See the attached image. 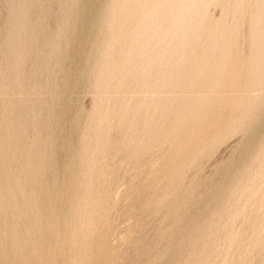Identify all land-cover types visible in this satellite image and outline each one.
Returning <instances> with one entry per match:
<instances>
[{
	"label": "rangeland",
	"instance_id": "obj_1",
	"mask_svg": "<svg viewBox=\"0 0 264 264\" xmlns=\"http://www.w3.org/2000/svg\"><path fill=\"white\" fill-rule=\"evenodd\" d=\"M192 1L106 0L99 69L89 65L91 84L73 94L82 109L74 142L84 153L76 168L78 182L68 185L65 170L55 171L46 212L37 205L33 180L35 166L43 160L44 135L38 127L29 132L25 117L37 96L45 94L49 104L52 95L43 85L60 69L52 71L54 61L62 63V58L46 57L45 64L37 48L29 61L17 62L14 87L4 89L0 79V98L19 102L15 127L0 122V264H264V122L259 119L249 136L240 117L264 96V72L256 65L264 55V34L254 30L264 0H195L194 11L201 9L197 13L188 12L182 22L171 17L170 11L185 15ZM71 10L72 5L61 4L46 17V49L60 42ZM5 15L0 8V16ZM37 16L31 14V22ZM154 16L156 34L150 27L138 37ZM173 24L175 33L186 36L195 25L188 49L179 55L173 54L178 51L172 43L167 45ZM151 35L160 48L172 50L170 63L179 62L175 79L159 80L154 74L160 67L140 62L141 54L153 52ZM60 102L58 98L53 112ZM174 121L176 126L169 127ZM34 139L35 151L28 154ZM246 142V156L235 164ZM51 149L55 152L54 145ZM225 165L235 173L237 186L212 212L210 195L219 177L215 170ZM6 196H13L11 205ZM49 204L55 205L52 212ZM203 219L210 221L202 233L204 244L194 239L187 246L192 236L186 222ZM11 221L18 223L15 229Z\"/></svg>",
	"mask_w": 264,
	"mask_h": 264
},
{
	"label": "bare ground",
	"instance_id": "obj_2",
	"mask_svg": "<svg viewBox=\"0 0 264 264\" xmlns=\"http://www.w3.org/2000/svg\"><path fill=\"white\" fill-rule=\"evenodd\" d=\"M193 1L195 2V0H193ZM193 1L190 3V5L184 11V12H186L185 15H181V13H183V11L180 14L177 11H174L177 13L170 11L169 13H170V15H172L171 17H173L175 19V21H177V22L178 21L182 22L183 19L187 18L186 17L187 14H188V17H190V13H192V12L197 13L201 9L194 11L195 8L193 7V5H195V4ZM74 3L79 4L80 7L78 10L73 9L70 12L66 13L67 15H69V19H68V23H67V26L65 27V29L61 30V32H60L61 36H62L60 42H53L52 44H50L48 49H46V44H44V42H46V40L44 39V33H46V27H47L46 17L51 16V14L54 12L53 11L54 7L55 8H56V6L59 7L61 4H63V6H69V5L71 6ZM105 4H106V0H7L6 3H0V8L6 10V15L3 18L0 16V79H4V81H5L4 84L6 86L4 85V89H5V87L9 86L10 84H11V86L14 87L13 83L17 82L16 77L18 76V73H19V71L16 69V64L21 59H24V61H29L31 59L30 54L33 53L31 51L36 50L37 48H41L40 56L43 55L41 57V59L45 64H46V57H48L49 60L54 59V58L56 59V58H58V56H60V58H62L61 59L62 63L58 62V61H54L53 65H52L53 66L52 71L57 66H59L60 69L54 72V76L51 78L50 82H48L47 85H46V83L43 85L44 90L45 91H46V89L50 90L51 95H52L48 99L49 104H47L48 102H46V95L45 94H43L41 96H37V98H35L33 100V104L31 105V107H28V114L26 112V117H25V118H27V122H26L27 125L26 126H28L30 128L29 132L31 131L34 133L35 128L38 127L40 129V131L42 132V134L44 135V138L42 140L43 143L41 142L43 144V146H45L44 150L42 149L43 160H42L41 164L35 166V171H34L35 173H34V177H33L34 187H35V189L38 190L37 194L39 195L37 205H39V208L41 207V209H43L44 212H46V209H47L46 208V206H47L46 200L48 198L47 196L49 195V183H50L52 175H53V173H55V171H57V170L59 171L61 169L65 170L66 175L63 178V181L66 182L68 185H72L74 182L75 183L78 182V181H75V179H78L76 168H77L79 162L82 159H84V155H83L84 153L82 154V152H79V150H76L77 148L76 149L74 148V142H75V138L77 136L78 130H79L78 127L80 124V117H81L82 109H81V106H80V103H79L77 96H74L73 94L74 93H80V92L84 91L91 84V79H90V76L88 75L89 72L87 71L89 65L93 66L94 69L95 68L99 69L98 63H100V60L102 58L101 57L102 56V51H101L102 48L100 47V44L102 42L101 30H102V26L107 21V17L103 13V8H104ZM50 9H52V10H50ZM188 12H190V13H188ZM33 13L38 14V16H37L38 20L36 22H31V20H32L31 14H33ZM105 14H106V12H105ZM158 14H162V10H159ZM260 15H261V17H256L257 22L255 24L256 28L254 30L258 34L263 35L264 29L262 28V25H264V23H263L264 14H260ZM149 23H151V26ZM149 23H148V25L145 24V26H142L138 30V32H137L138 37L143 36L142 34H143L145 29L151 30L150 27L153 28L154 26H157L156 17L154 16L153 19ZM175 24H173L170 27V32L172 33V35H170V38L167 41V45H171V43H172L171 48L174 49V51H178V52L173 53L172 50H171V52L175 55H176V53H177V55H179L180 53L184 52V49H186V48L188 49V43L191 42V38H192V33L190 30L195 25L191 26L190 30H187L188 36H186L187 35L186 33L183 35L175 33L176 27H177V26H174ZM184 24H185V22H184ZM187 25H188V23H187ZM156 30H157L156 27L153 28L154 34H156V32H157ZM149 39H153V47H154L153 52L149 53L148 55H146L144 57L141 54V56H139L140 62L143 65L145 63H146V65H147V63L148 64L150 63L149 67L151 65L153 69H155L154 66L160 67V70L155 71V74H154V77L155 78L158 77L159 80L160 79H164V80L167 79V81H168V80H171L172 77H174V79H175L176 75L178 74L177 73V70H178L177 67H178L179 62L177 64H176V61H172V63L169 62V57L171 55V52L166 47H165L166 49L160 48L161 46H160L159 41H157V37H153V35H151V36H149ZM97 40H98V44L96 43ZM214 42H216V41H214ZM263 43H264V41H263ZM44 50H46V52H42ZM262 50H264V49H262ZM158 51H160L159 57L156 54V52H158ZM256 65H258V66L261 65V68L259 69L258 72H264V55H263V58H261L260 60L257 61ZM136 68H138V67H136ZM145 68H146V66H145ZM139 70H140V67H139ZM139 70L137 69V71H139ZM142 70L144 71V69H141V71ZM52 71L50 72L51 75H52ZM159 71H160V73H159ZM150 72H151V70H150ZM150 72L146 71V75L148 77H149ZM156 72H157V75H156ZM158 73H159V75H158ZM100 76H101V74H100ZM143 76H142V78H143ZM259 78H258V80H260ZM153 84H154V82H153ZM20 87H21V85H20ZM20 87H19V89H20ZM44 93H46V92H44ZM58 98L61 100V102L59 103V106L56 109V111L53 112L52 108L55 106L56 100ZM237 104L238 103H233V109H237L239 107V106H237ZM18 105H19L18 101H14L13 99H9L8 97L6 98L4 96V98H0V109H1L0 122H2V123L4 122V125H7L8 127H11V128L15 127L14 124H16L15 122L17 120L13 121V119H17V115H19L18 110H17ZM120 105H122V104H120ZM119 106L117 108H120ZM125 107L126 106L124 105V109H125ZM144 107H146V106L144 105L143 108ZM129 109L130 108L128 107V110ZM120 110H121V108L119 109V111ZM131 110H133V109H131ZM124 111H126V109ZM126 113H128V111H126ZM152 115H154V114H152ZM124 116H126L125 113H124ZM120 117L122 119V115ZM145 117H141V118L139 117V118L144 120ZM147 117H146V119H147ZM240 117L242 118V120H244V122H242V124H241V128H243L245 131L250 133L249 136H252V133L254 131V127H256L257 124L259 123L258 120L262 119L259 124L264 122V96H262V98L258 102L252 103L251 108L243 111L242 116L240 115ZM150 118H151V116H150ZM134 119H136V118H134ZM125 120L126 119H124L123 121H125ZM154 122H156V121H154ZM157 122H158V120H157ZM157 122L155 123V125L159 124ZM135 123H136V121H135ZM150 123L151 122H148V125ZM157 126H159V125H157ZM175 126H176V121L172 122V124L169 127L174 128ZM143 127L145 128V126H143ZM148 127H150V129H152L151 127H154V126H148ZM146 132H147V130H146ZM37 133H38V131H37ZM152 134L154 135V133H152ZM150 136H152V135H150ZM250 140L252 141L253 138L249 137V141ZM52 145L55 146V152H53V150L51 149ZM245 145L246 146L242 150H240L237 157L235 156L236 157V159H235L236 163L235 164H237L238 162L240 163L245 158L248 147H249L247 142L245 143ZM43 146H42V148H43ZM29 147H30L29 150H27L28 154L29 153L32 154V152L35 151V147H36V140L35 139L31 141V143L29 144ZM29 160H30V158H29ZM230 168L231 167H228L225 165V166H218L217 169L215 170V173L219 177H218L217 182L213 185L212 190H211L210 197H211V210H212V212L219 209L220 206L223 204L222 202L225 198L226 193L227 192L232 193V191L235 190L234 189L235 186H237L236 185L237 178L235 176V173L233 171H231ZM224 174H227L226 175L227 178L225 177V180H223V177H222ZM258 177H259V175H258ZM0 179H1V177H0ZM75 183L73 184L74 186L76 185ZM7 197L8 196L5 197L6 202L8 205L9 204L11 205V203H12L11 201L13 200V196H9L8 198ZM56 198L59 199V196H56ZM27 201H29V200H27ZM14 207H16V206L14 205ZM54 207H55L54 204L53 205L49 204V208H50L51 212L54 210ZM201 208H203V205H201V207L199 205L197 206V209H201ZM14 209H13V211H14ZM0 211H1V207H0ZM51 214H53V213H51ZM34 220H35V217L33 218V223L36 225L37 222L35 223ZM36 220H37V218H36ZM2 222H3L2 224L6 223V222L4 223V220ZM209 222L210 221H208L207 219H203L202 221H199V222H196L193 220L186 222L184 228L190 230L189 232L191 233V236H192V238L188 237L189 239H187L186 241L184 240L186 242L187 246H191L192 241L194 239L196 241L200 242L201 244H204V239L202 240V233L208 227ZM10 223L12 224L11 226L13 229H15L17 227L18 223L15 224V222L13 223L12 221ZM34 224L31 227L34 228ZM5 226H7V225H5ZM37 226H39V225H37ZM52 227H54V224H52ZM246 227H247V225H246ZM55 231L58 235L59 232H57V229L53 228L52 233L54 234ZM3 233H4V230H3ZM14 234H16V233H14ZM2 235L4 236L5 234H2ZM12 239H13V237H12ZM13 240H11L12 242H10V243H13ZM225 241H227V240L225 239ZM2 244H3V242H2ZM14 245H16V243H14L13 246ZM221 258H222V256H221Z\"/></svg>",
	"mask_w": 264,
	"mask_h": 264
},
{
	"label": "snow or ice",
	"instance_id": "obj_3",
	"mask_svg": "<svg viewBox=\"0 0 264 264\" xmlns=\"http://www.w3.org/2000/svg\"><path fill=\"white\" fill-rule=\"evenodd\" d=\"M72 6H73V9H74V10H78L79 7H80V5L77 4V3H74Z\"/></svg>",
	"mask_w": 264,
	"mask_h": 264
}]
</instances>
